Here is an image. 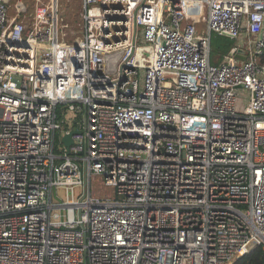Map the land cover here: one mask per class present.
<instances>
[{
  "label": "built area",
  "instance_id": "obj_1",
  "mask_svg": "<svg viewBox=\"0 0 264 264\" xmlns=\"http://www.w3.org/2000/svg\"><path fill=\"white\" fill-rule=\"evenodd\" d=\"M9 1L0 264H231L264 251V0H80L72 41L57 0H33L29 21L28 1L11 16ZM213 33L236 41L219 64ZM93 176L112 191L93 193Z\"/></svg>",
  "mask_w": 264,
  "mask_h": 264
},
{
  "label": "rangeland",
  "instance_id": "obj_2",
  "mask_svg": "<svg viewBox=\"0 0 264 264\" xmlns=\"http://www.w3.org/2000/svg\"><path fill=\"white\" fill-rule=\"evenodd\" d=\"M29 3V7L26 8L25 12V20L29 21L33 13V6L31 2L33 0H27ZM14 0H10L8 3L9 16L13 15ZM57 10H58V18L60 21L59 27V37L62 40L72 41L81 35V27L79 24L80 21V12L82 10V3L80 0H57ZM58 21V22H59ZM203 24H199L198 28L202 29ZM246 100L241 99L239 101V108H242L241 105H245ZM75 113L72 111L65 112V118L69 124H72V118ZM113 188L107 187L103 185V181L101 176H93L91 179V190L93 193L99 194H109ZM54 199H58L54 196Z\"/></svg>",
  "mask_w": 264,
  "mask_h": 264
},
{
  "label": "trees",
  "instance_id": "obj_3",
  "mask_svg": "<svg viewBox=\"0 0 264 264\" xmlns=\"http://www.w3.org/2000/svg\"><path fill=\"white\" fill-rule=\"evenodd\" d=\"M59 19V18H58ZM60 25V21H59ZM236 41L228 36L213 33L211 35V50L210 61L212 64H219L223 57L231 53ZM259 61L264 62V50L259 55ZM60 106H57V111L60 113ZM61 117V115H59ZM78 118H83V113H79ZM59 142V136L56 134L55 143ZM231 264H264V251L260 246L254 248L250 252L236 258Z\"/></svg>",
  "mask_w": 264,
  "mask_h": 264
},
{
  "label": "water",
  "instance_id": "obj_4",
  "mask_svg": "<svg viewBox=\"0 0 264 264\" xmlns=\"http://www.w3.org/2000/svg\"><path fill=\"white\" fill-rule=\"evenodd\" d=\"M85 118V116H84ZM76 132H79V129H72L71 131H69L68 133H65L64 135H62L61 137V142L66 146V147H69L72 143H73V140H72V134L73 133H76Z\"/></svg>",
  "mask_w": 264,
  "mask_h": 264
},
{
  "label": "bare ground",
  "instance_id": "obj_5",
  "mask_svg": "<svg viewBox=\"0 0 264 264\" xmlns=\"http://www.w3.org/2000/svg\"><path fill=\"white\" fill-rule=\"evenodd\" d=\"M45 1H49V0H45ZM47 4L50 6V4L47 2Z\"/></svg>",
  "mask_w": 264,
  "mask_h": 264
}]
</instances>
